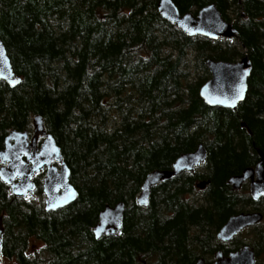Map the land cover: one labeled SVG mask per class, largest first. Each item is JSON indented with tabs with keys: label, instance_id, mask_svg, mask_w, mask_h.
Masks as SVG:
<instances>
[{
	"label": "trees",
	"instance_id": "1",
	"mask_svg": "<svg viewBox=\"0 0 264 264\" xmlns=\"http://www.w3.org/2000/svg\"><path fill=\"white\" fill-rule=\"evenodd\" d=\"M159 0H0V38L21 82L0 81V149L11 129L40 114L78 192L44 208L43 172L33 197L0 179L2 255L13 264H196L249 244L264 256V222L229 243L216 234L264 198L228 179L264 153V0H173L181 14L214 3L233 22L230 40L188 36L157 10ZM252 63L236 109L207 105L206 60ZM202 143L206 160L137 196L147 174L170 170ZM1 165V163H0ZM207 181L204 189L197 183ZM125 203L122 230L96 238L107 205Z\"/></svg>",
	"mask_w": 264,
	"mask_h": 264
},
{
	"label": "water",
	"instance_id": "2",
	"mask_svg": "<svg viewBox=\"0 0 264 264\" xmlns=\"http://www.w3.org/2000/svg\"><path fill=\"white\" fill-rule=\"evenodd\" d=\"M159 14L168 22L175 24L188 36L200 35L211 40L220 38L232 39L237 34L233 22L226 21L216 5L209 3L201 7L197 13L186 12L181 14L173 0H159L157 4ZM206 66L210 73L199 89V96L209 106L236 109L242 102L248 90V77L252 71V63L247 55L237 61L207 59ZM0 80L10 87L21 82L11 65L4 43L0 38ZM43 141L37 145L38 136ZM27 130L12 129L6 139L5 146L0 149V179L10 185L15 197L32 196L35 183L33 176L42 169H46L43 179L45 194V209L57 210L78 197V192L70 183V169L63 160L61 149L54 136L47 132L43 118L35 114L32 118V137L28 140ZM207 150L200 143L190 152L180 154L172 164L170 170H154L144 179L137 203L147 206L151 188L161 181L168 180L183 172H192L206 160ZM259 160L254 167H247L240 174L228 179L230 185L239 189L249 181L250 196L257 200L264 197V153L259 151ZM58 163V166L53 164ZM17 179V180H16ZM207 181H200L197 187L203 189ZM125 203L118 202L113 206H105L99 213V220L93 227L96 238L103 235L111 236L121 232ZM263 215L259 211L239 212L229 217L221 226L216 236L223 242L230 241L240 230L260 222ZM3 225L0 217V262L2 256ZM196 264H205L199 259ZM210 264H256L254 252L248 246L224 256L221 251L215 254V260Z\"/></svg>",
	"mask_w": 264,
	"mask_h": 264
},
{
	"label": "flooded vegetation",
	"instance_id": "3",
	"mask_svg": "<svg viewBox=\"0 0 264 264\" xmlns=\"http://www.w3.org/2000/svg\"><path fill=\"white\" fill-rule=\"evenodd\" d=\"M20 131H22V130H20ZM28 133H29V136H28V140L30 141L31 140V137H32V132H31V130L30 131H28ZM7 135H8V133H7ZM7 135H6V137H7ZM6 137H5V139H6ZM5 139H4V145H5ZM43 139H44V137L43 136H38V138H37V145H39L42 141H43ZM4 147V146H3ZM0 163H1V161H0ZM53 164L54 165H58V163L56 162V161H53ZM39 172H43V178H42V189H43V179H44V177H45V175H46V169L44 168V169H42V170H40ZM17 180V179H16ZM33 180H34V177H33ZM35 183V182H34ZM8 185V184H7ZM9 186V189H10V192H11V188H10V185H8ZM243 186H245L246 188H248L249 189V182L248 181H246L244 184H242V186H241V188L243 187ZM35 187H36V185H35ZM12 193V192H11ZM35 194V193H34ZM45 198V195H44V193H43V199ZM263 214V213H262ZM264 222V214H263V221H262V223ZM256 226V225H255ZM255 226H253V227H255ZM234 238V237H233ZM233 240V239H232ZM231 240V241H232ZM231 241H229V242H231ZM229 242H223V243H229ZM250 247V246H249ZM250 248H252V250H253V252H254V258H255V263L256 264H264V256H259V254H257L256 253V251L254 250V248L253 247H250ZM224 254V253H223ZM228 254V253H227ZM227 254H224V255H227ZM0 264H4V260H2V262H0Z\"/></svg>",
	"mask_w": 264,
	"mask_h": 264
},
{
	"label": "rangeland",
	"instance_id": "4",
	"mask_svg": "<svg viewBox=\"0 0 264 264\" xmlns=\"http://www.w3.org/2000/svg\"><path fill=\"white\" fill-rule=\"evenodd\" d=\"M250 232L249 231H245V233H244V235L245 234H247L246 236H245V239H248V237L251 235V234H249ZM4 264H13L11 261H6V260H4Z\"/></svg>",
	"mask_w": 264,
	"mask_h": 264
}]
</instances>
